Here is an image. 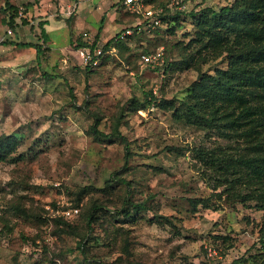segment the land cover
<instances>
[{
  "label": "rangeland",
  "instance_id": "374dc122",
  "mask_svg": "<svg viewBox=\"0 0 264 264\" xmlns=\"http://www.w3.org/2000/svg\"><path fill=\"white\" fill-rule=\"evenodd\" d=\"M80 1L76 9L77 0H0V41L41 42L38 24L49 18L55 26L39 63L32 49L0 45V135L18 140L0 162V264H264L263 215L252 203L212 199L221 205L216 211L191 204L208 197L213 185L192 148H212L216 136L209 139L204 128L176 120L157 104L164 99L179 106L199 79L198 70L180 64L193 51L188 44L197 31L190 13L234 0H189L175 20L150 37L131 38L89 72L73 47L78 35L103 25L102 38H111L133 20L119 0ZM6 2L18 8L14 31L4 23ZM160 47L163 74L140 62L141 52ZM225 67L224 58L199 65L208 75ZM149 92L157 103L143 108ZM94 116L105 134L120 118L133 153L125 171L123 144L98 142L90 133ZM114 173L130 187L115 182L102 192ZM84 187L90 190L76 201ZM125 199L145 201L148 210L137 216L131 210L134 216L126 218ZM96 202L104 210L89 231L87 211ZM62 207L79 210L65 219L70 227L53 221Z\"/></svg>",
  "mask_w": 264,
  "mask_h": 264
},
{
  "label": "trees",
  "instance_id": "16d2710c",
  "mask_svg": "<svg viewBox=\"0 0 264 264\" xmlns=\"http://www.w3.org/2000/svg\"><path fill=\"white\" fill-rule=\"evenodd\" d=\"M38 2V0H35ZM3 12L8 15L4 23L15 30V18L18 8L5 3ZM195 21V38L189 42L193 51L182 58L180 64L198 70L199 79L191 84L184 99L176 107L174 100L161 99L157 103L155 96L149 92L147 105L157 103L162 110H172L176 120H184L195 127L204 128L206 136H216L212 148L194 147L199 163L210 172L208 182L212 181L211 193L206 198L192 199L194 209L201 205L213 211L221 208L220 203H212V199L239 203L262 212L261 241L264 238V0H234L218 10L206 9L190 13ZM179 15V14H177ZM177 17V16H176ZM176 17H171L175 20ZM104 17H102L103 21ZM72 18L67 19V26H72ZM27 23L25 19L22 21ZM46 21L38 24L41 42L31 43L22 41H0L1 46H11L14 49H32L35 60L39 63L45 59L49 47V37L44 26ZM100 29L97 32L99 37ZM74 49L82 47L80 38H76ZM125 43L118 46L124 48ZM144 53L149 51L144 50ZM225 59L226 67L216 69L213 75L201 73L199 65L209 61ZM85 71L91 70L83 66ZM172 67L167 65L166 70ZM87 74V73H86ZM46 77L51 75L44 74ZM99 118L94 116L90 133L94 140L114 138L124 147V164L122 170L128 167L133 156L129 143L120 131V118L116 119L110 133H102L98 129ZM18 146V140L13 135H0V162L12 155ZM130 182L114 173L105 183L102 192L110 190L114 183ZM209 186V185H208ZM90 188L84 187L78 191L76 201L81 199ZM110 192V191H109ZM100 203H93L87 211V229L92 230V224L98 219V213L103 211ZM250 207V206H249ZM121 213L130 218L132 210L137 216L140 211L148 210L145 201L133 202L125 199ZM16 211L21 209L17 206ZM22 213L25 212L22 210ZM157 222L165 221L171 224L169 217L153 215ZM55 223L70 227L69 221L63 218L53 220ZM126 246V245H125ZM81 248V245H78Z\"/></svg>",
  "mask_w": 264,
  "mask_h": 264
},
{
  "label": "built area",
  "instance_id": "2783aa9c",
  "mask_svg": "<svg viewBox=\"0 0 264 264\" xmlns=\"http://www.w3.org/2000/svg\"><path fill=\"white\" fill-rule=\"evenodd\" d=\"M188 2L189 0H119L123 13L129 15L133 24L121 28L108 40L97 38V34L91 31L80 33L77 38H80L84 45L75 49L80 64L94 69L100 64L101 57L112 54L111 52L116 50L118 44H127L131 38L152 36L154 31L168 25L172 21L171 17L183 14ZM140 62L143 66L163 74V48L160 47L148 53L141 52ZM153 92L155 93V89ZM78 211L76 207H62L55 212L61 218L68 219L76 216Z\"/></svg>",
  "mask_w": 264,
  "mask_h": 264
},
{
  "label": "crops",
  "instance_id": "0c3cea01",
  "mask_svg": "<svg viewBox=\"0 0 264 264\" xmlns=\"http://www.w3.org/2000/svg\"><path fill=\"white\" fill-rule=\"evenodd\" d=\"M79 2H81L80 0H77V2H76V9H77V7L79 6ZM112 3H115L114 1L112 2ZM112 3H110V1H109V4H112ZM120 4V3H119ZM122 8V7H121ZM115 9V8H114ZM119 8L117 7L116 8V10L115 11H117ZM111 10V9H110ZM76 14H77V12H76ZM113 19L114 20H116L117 21V17L115 16V14H114V16H113ZM46 22H47V24L45 25V29H46V32L48 33V37H49V33L51 32V30L55 27V26H53V23L51 22V20L49 19V18H46V19H44ZM57 22H59V24H61V22L60 21H57ZM57 22H55V23H57ZM75 23H77V18H76V20H75ZM75 25V24H74ZM57 26V25H56ZM118 28H120L121 26H117ZM99 29H100V32H101V37H100V35H99V37L101 38V39H103L104 37H103V31H104V26L102 25L100 28H98L97 30H87V31H92V32H95L96 34H97V32L99 31ZM86 31V30H85ZM119 31V30H118ZM117 31V32H118ZM116 32V33H117ZM103 37V38H102ZM108 38H110V37H108ZM108 38H105V39H103V40H107ZM30 42V41H29Z\"/></svg>",
  "mask_w": 264,
  "mask_h": 264
}]
</instances>
